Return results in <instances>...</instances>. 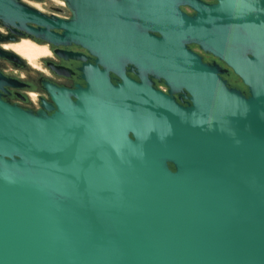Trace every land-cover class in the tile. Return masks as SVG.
<instances>
[{
  "label": "water",
  "instance_id": "water-1",
  "mask_svg": "<svg viewBox=\"0 0 264 264\" xmlns=\"http://www.w3.org/2000/svg\"><path fill=\"white\" fill-rule=\"evenodd\" d=\"M64 4L0 0V25L95 58L38 110L0 98V264H264V0Z\"/></svg>",
  "mask_w": 264,
  "mask_h": 264
},
{
  "label": "flooded vegetation",
  "instance_id": "flooded-vegetation-1",
  "mask_svg": "<svg viewBox=\"0 0 264 264\" xmlns=\"http://www.w3.org/2000/svg\"><path fill=\"white\" fill-rule=\"evenodd\" d=\"M203 2H206V4H215L217 0H202ZM51 8H57L62 10V12H67L68 17H70V12L66 9V7H63L64 9H61L59 7L51 6ZM182 10L185 11V9H188L186 7H181ZM189 11H186L189 15H193L194 12L190 9ZM58 12V11H55ZM59 13V12H58ZM47 14V13H46ZM51 14V13H50ZM48 13V15H50ZM0 28H4L7 31V35L0 34V44L9 43V42H16L19 41L21 38H24L25 36L22 34H18L15 32H12L10 28H7L5 26L0 25ZM57 33H61L60 31H56ZM32 41V40H30ZM40 44L39 45H50L51 51L55 54V59H49V58H42L40 62L41 65L45 69L51 70V77L46 76L42 74L41 71L34 70L32 67H29V64L26 63V60L31 61L33 59H36V57H30L29 59H21L20 55L18 56V59H10L7 57H1L0 56V73L4 78L8 80V83L2 85L0 88V98L12 105H17L24 109H29L32 111L38 110L41 108L42 100H48V94L43 88V82H48L52 85H55L56 87L60 88H66V89H74L77 85L85 86L84 81L81 78V74L79 72V68L83 64H89L92 65L95 62V58L90 55L85 49L81 48L78 45L71 44L70 46H53L49 43H43L40 41H37ZM36 44V42H35ZM38 45V43H37ZM190 49H192L194 52H196L202 59V62L206 64H218L225 72L221 75L224 80H226L227 85L232 88H237L231 81L230 77H232L234 74L232 71L221 61H219L217 58L212 56L211 54L205 53L199 49L196 45H190ZM1 51H4L3 49H0ZM56 51H62L61 53L69 52L70 54L77 55L80 58H68L65 59L58 55ZM8 53H12L11 51H4ZM16 55V54H15ZM23 56V55H22ZM33 64L36 65L35 62ZM38 67V66H37ZM13 70H18L17 74H13ZM125 73L132 79L137 80V77L133 72L130 71V67L127 66L125 68ZM20 74H26L25 79H20ZM111 81L115 84L118 82V79L115 75L109 74ZM153 86L156 89H159L160 91L167 93L168 88L165 85L164 81H158L152 79ZM23 90L28 91H35L40 93V98L38 101V107L33 105L31 101L28 99V97L25 95ZM247 96V93H245ZM171 97L178 103L182 105H186L188 103V95L182 94L181 92L174 93L171 95Z\"/></svg>",
  "mask_w": 264,
  "mask_h": 264
},
{
  "label": "clouds",
  "instance_id": "clouds-1",
  "mask_svg": "<svg viewBox=\"0 0 264 264\" xmlns=\"http://www.w3.org/2000/svg\"><path fill=\"white\" fill-rule=\"evenodd\" d=\"M21 2L29 7L34 8L36 11H39L41 13L46 14V8L45 6L36 3L35 0H21ZM54 3L59 4L61 7H66L64 4V0H53ZM0 34L7 35V31L4 28H0ZM35 48L37 51H39V57H36V59L39 58H49V59H55V54L53 51H51L50 45H35L34 41H30L27 38H21L19 41L16 42H9L0 44V49H3L4 51H11L13 54L20 55L21 49H33ZM21 59H25L24 56H20ZM26 63L29 64V67H32L34 70L41 71L42 74L51 77V70L45 69L42 67H37L35 64L31 63V61L26 60ZM18 70H13V74H17ZM26 74H20V79H25ZM25 95L28 97V99L31 101V103L38 107V101L40 98V93L35 91H28L23 90Z\"/></svg>",
  "mask_w": 264,
  "mask_h": 264
},
{
  "label": "rangeland",
  "instance_id": "rangeland-1",
  "mask_svg": "<svg viewBox=\"0 0 264 264\" xmlns=\"http://www.w3.org/2000/svg\"><path fill=\"white\" fill-rule=\"evenodd\" d=\"M35 2L36 3H39V4L43 5V6H45L46 13L47 14L48 13L49 14L51 13V14H55V15L60 16V17H68L67 12L58 13V12H55L51 8V6H54V7H59L61 9H64L63 7L59 6V4L54 3L53 0H35ZM185 11H189V10L188 9H185ZM35 45H37V43ZM20 54H22L24 57H26V59H29L30 57H39V51H37L35 48H33V49H21ZM41 59L42 58L33 59L31 63L35 62L36 63V66L44 68L41 65L42 63L40 62ZM230 81L235 86H237L239 89H241L242 91H244V86L242 85L241 81L235 75H233L232 77H230Z\"/></svg>",
  "mask_w": 264,
  "mask_h": 264
},
{
  "label": "trees",
  "instance_id": "trees-1",
  "mask_svg": "<svg viewBox=\"0 0 264 264\" xmlns=\"http://www.w3.org/2000/svg\"><path fill=\"white\" fill-rule=\"evenodd\" d=\"M244 91H245V93H246V88L244 87ZM171 168H172V166H171Z\"/></svg>",
  "mask_w": 264,
  "mask_h": 264
}]
</instances>
